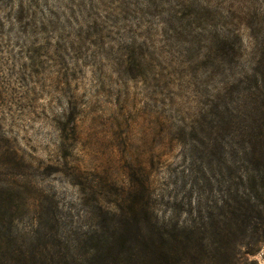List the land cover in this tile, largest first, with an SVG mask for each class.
Listing matches in <instances>:
<instances>
[{
    "label": "rangeland",
    "instance_id": "obj_1",
    "mask_svg": "<svg viewBox=\"0 0 264 264\" xmlns=\"http://www.w3.org/2000/svg\"><path fill=\"white\" fill-rule=\"evenodd\" d=\"M261 122L264 0H0V264H146Z\"/></svg>",
    "mask_w": 264,
    "mask_h": 264
},
{
    "label": "trees",
    "instance_id": "obj_2",
    "mask_svg": "<svg viewBox=\"0 0 264 264\" xmlns=\"http://www.w3.org/2000/svg\"><path fill=\"white\" fill-rule=\"evenodd\" d=\"M256 128L257 134L246 132L255 143V154L264 148V140L257 137L262 122ZM247 173L251 177L244 180L243 194L230 188L206 210L196 211L193 222L187 221L179 231L174 226L165 230L159 235L161 242H133L127 248L128 242H121L116 254L131 255L141 246L146 264H258L255 256L264 249V163L263 170L257 166ZM118 264L125 261L120 258Z\"/></svg>",
    "mask_w": 264,
    "mask_h": 264
}]
</instances>
